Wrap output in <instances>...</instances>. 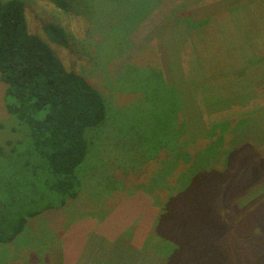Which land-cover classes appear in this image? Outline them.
<instances>
[{
	"label": "rangeland",
	"instance_id": "obj_1",
	"mask_svg": "<svg viewBox=\"0 0 264 264\" xmlns=\"http://www.w3.org/2000/svg\"><path fill=\"white\" fill-rule=\"evenodd\" d=\"M22 1L32 33L48 42L45 25L65 29L70 47L49 46L102 92L107 119L87 131L78 198L28 220L0 244V264H59L63 241L81 231L97 242L79 264H168L185 221L193 246L178 264H264V0H64L67 11ZM5 93L0 80V173H14L0 180L9 234L52 202L41 198L28 129L8 112ZM4 188L34 202L10 213ZM136 195L145 198L142 222L129 221L117 243L100 235ZM131 207L124 215L141 212ZM142 225L148 232L135 247Z\"/></svg>",
	"mask_w": 264,
	"mask_h": 264
},
{
	"label": "trees",
	"instance_id": "obj_2",
	"mask_svg": "<svg viewBox=\"0 0 264 264\" xmlns=\"http://www.w3.org/2000/svg\"><path fill=\"white\" fill-rule=\"evenodd\" d=\"M51 1L67 11L66 1ZM26 12V4L22 0H0V80L6 85L8 112L28 129L27 153L36 161V168H40L43 176L41 198L49 200L52 205L43 211L31 212L28 217H21L17 226L10 227L13 231L9 234L5 229L7 213L0 215V244L12 242L24 231L28 220L38 218L47 210L65 208L78 198L82 183L77 169L89 152L87 131L107 119L102 92L85 76L69 70L51 49L53 44L70 47L65 29L55 24L45 25L47 42L30 31ZM189 25L192 29L199 27L191 22ZM5 155L4 148L0 147V159ZM155 174L160 176L162 171ZM12 175V172L0 173V180L10 179ZM4 192L7 193L4 204L7 203L6 208L9 209L6 210L10 213L14 211L10 208L15 204L26 208L34 202L28 194L20 196L18 193L16 197L13 194L17 192L12 193L6 188ZM199 218L195 215V220ZM184 223L188 225L180 228V235L174 236L181 237L167 254L168 264H178L175 256L185 257L190 251L187 247L193 246L190 238L194 235V225L187 221ZM225 227H221V237ZM231 229L228 226V233ZM231 261L233 264L245 262L238 257L235 260L232 257Z\"/></svg>",
	"mask_w": 264,
	"mask_h": 264
},
{
	"label": "crops",
	"instance_id": "obj_3",
	"mask_svg": "<svg viewBox=\"0 0 264 264\" xmlns=\"http://www.w3.org/2000/svg\"><path fill=\"white\" fill-rule=\"evenodd\" d=\"M162 24V23H161ZM153 25V23H152ZM157 25H160V23H158ZM175 32H177V30L179 31V29L174 28L173 29ZM140 200H142V202H144L145 198L140 199V196H135L133 197L132 200H130L129 202H124L122 204H120L119 206L116 207V211L112 212L110 215V221H108L106 224L110 225L106 227L104 225L103 226V230L99 231L102 233H99L100 235L104 236H108L109 239L114 240L115 243H117L120 239H122V237L125 235L124 234V230H125V226L127 225V223H129V221H132V223H136L138 222V220H140L142 222V217H144V210L145 207L143 206V204L140 202ZM134 204V205H133ZM131 205H133V207H131ZM141 208V212L135 214L132 210L130 216H126L124 215V213H127L129 208ZM115 217V219H114ZM37 219V218H36ZM133 219V220H132ZM129 225V224H128ZM100 226V225H99ZM122 227V229H121ZM142 230L139 231V236L137 235L135 238H137V241H135V243L133 242V246L135 247H140L142 246L140 244L141 237H143V234L148 232V229H143L144 225H142L140 227ZM145 230V231H144ZM73 238L67 240V241H63L62 244V251L60 252V263L59 264H79L82 261L83 255L86 251V249H96V242L97 240L95 238H93L94 240H88L89 237L85 236L82 231L81 232H73ZM96 238H98L96 236ZM126 253V252H125ZM127 254V253H126ZM110 264H128L125 260L122 261H118L115 259H109ZM132 262V261H131ZM103 263V262H100ZM87 264H99V263H87ZM129 264H137L136 262L134 263H130Z\"/></svg>",
	"mask_w": 264,
	"mask_h": 264
}]
</instances>
